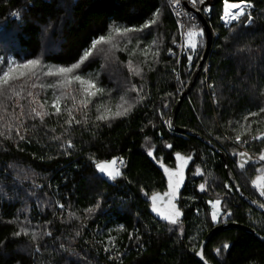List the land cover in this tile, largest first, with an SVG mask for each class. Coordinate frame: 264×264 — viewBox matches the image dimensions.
Instances as JSON below:
<instances>
[{
  "label": "trees",
  "instance_id": "16d2710c",
  "mask_svg": "<svg viewBox=\"0 0 264 264\" xmlns=\"http://www.w3.org/2000/svg\"><path fill=\"white\" fill-rule=\"evenodd\" d=\"M250 3L252 23H244L242 17L241 23L234 22L229 27L219 19L222 0H206L205 5H199L215 36L195 86L181 104L176 125L220 146L239 185L255 198L251 180L256 176L255 169L264 166L258 160L264 141L252 140L247 132L241 140L247 139L249 143L242 146L231 139H216L234 137L244 131L241 124L247 127L254 120L258 122L251 123V135L258 130L264 132V113L244 120L249 112L264 107V0ZM207 5L212 6L210 14L203 12ZM156 9L160 10L159 20L139 34L143 41L139 47L133 39L127 50H115L107 59L93 55L77 70L85 78L92 74L99 87L111 90L110 95L94 98L86 125H73L69 134H65L61 127L67 117L64 112L61 117H45L43 123L38 118L27 119V132L24 128L20 130L25 140H19L15 130L12 139L0 137V264H203L192 249L198 250L216 225L238 223L264 235V217L240 199L221 157L198 139L171 131L165 123L187 87L206 42L204 38L193 54L191 65L185 50L179 63L177 56L168 54L169 48L176 52L173 38L176 43L179 39L169 0H0V55L19 60L41 57L48 65L68 66L79 59L91 38L106 34L110 23L138 27ZM198 25L202 27L201 23ZM153 38L160 49L159 62L153 65L154 70L148 71L141 49ZM118 44L119 48L125 47L123 41ZM156 47L148 50L149 64ZM133 48L135 53L129 55ZM128 60L143 69V78L129 74ZM177 74L184 82L182 87L177 83ZM52 80L42 77L24 84L25 92L30 90L37 99L49 101L48 111H52L53 89H42L40 84ZM130 83L142 85L146 98L127 117L110 121V126L96 121L98 127H94V105L103 103L115 111L116 104L121 103L119 96ZM76 88L75 84L64 91L77 95L78 102ZM135 95L128 93L126 98ZM164 104L170 107L165 108ZM72 105L71 99H63L62 112ZM75 114L80 118L79 112ZM53 136H60L61 140H53ZM67 139H71L74 147L67 148L63 143ZM165 144L173 147L166 148ZM153 145V155L163 158L169 169L177 167L176 152L192 156L185 168L184 184L174 201L183 212L182 235L178 228L152 212L150 201L140 191L142 187L151 196L153 191L163 194L167 190L163 169L147 155ZM234 149L252 157L243 170L232 155ZM113 157L124 161L120 170L124 176L115 181L97 172L92 162ZM197 165L203 176L194 174ZM205 180L206 191L201 192L199 185ZM226 182L232 186L231 192L224 188ZM217 194L222 198V207L232 215L213 224L207 202ZM98 201L100 207L93 213L84 211ZM59 204L65 207L61 209ZM21 226L29 234L37 233L35 242L30 235H13ZM47 232L51 235H46ZM110 237L114 238L111 242ZM225 242L229 249L217 256L214 249L222 248ZM117 253L122 254L118 259ZM204 253L211 264H264V243L241 230L217 233Z\"/></svg>",
  "mask_w": 264,
  "mask_h": 264
},
{
  "label": "snow or ice",
  "instance_id": "6c2138e0",
  "mask_svg": "<svg viewBox=\"0 0 264 264\" xmlns=\"http://www.w3.org/2000/svg\"><path fill=\"white\" fill-rule=\"evenodd\" d=\"M194 8L197 11H200L198 5H205L206 0H189ZM181 0H169V4L175 8H179ZM252 8L250 0H222V11L220 13L219 19L226 26H231L233 23H241V18L244 19V23L251 24L252 16L248 9ZM203 12L210 14L212 12V6L207 5L203 8ZM160 10L156 9L150 19L145 20L141 25L137 26H121L114 23H110L107 26L106 34H101L91 38L89 46L83 50V54L79 59L68 66L61 65H48L42 61L41 57H35L31 59L19 60L13 56L0 55V137H5L6 139H12V132L15 130L16 135L19 137V140H25V135L21 134V128H24V131L27 132L26 120L27 119H39L42 123L45 120V117L56 116L61 117L64 112L67 113V117L63 120L61 127H64L65 134H69V130L73 125L87 124L89 122L88 111L89 105L93 104L94 98L105 95H110L111 90H106L103 87H99L97 81L92 78V74H89L88 78L77 73V70L80 69L81 65L92 57L93 55H103L106 59L108 56L113 53L115 50L125 51L127 50V44H131L133 39L136 41V47H139L143 41L139 39V34L142 33L145 29H150L151 26L156 25L159 20ZM178 17L177 24L180 29H183L181 32L182 43L178 47L184 49V54L187 55V61L189 65L193 60V54L197 53L198 47L202 44L204 37V29L195 23V18L187 13L183 15L187 16L188 24L180 23L179 17L182 15L180 11L175 12ZM16 15V14H14ZM119 41H123L125 44L124 48H119ZM173 44H176V40L173 38ZM156 45V50L152 53L153 61L151 64L148 63L147 54L148 50ZM135 48L129 51V55L135 53ZM168 54L171 56H177L171 48L168 50ZM142 54L145 56L144 63L148 66V71H152L153 65L158 63L160 49L157 45V39L153 40L149 44H145L144 48L141 49ZM177 63H179V57L177 56ZM127 68L130 75L143 78V69L140 66H133V61H127ZM103 67V65L101 66ZM207 71V69H205ZM175 72V69H173ZM98 76V74H96ZM42 77H52L54 82L48 85L43 83L40 84V87L43 89L45 87L52 88V99L50 101V107L52 111H48L47 105L49 101L44 99L41 101L37 99L32 91L25 92L24 84H27L29 81L40 80ZM177 83L182 87L184 82L180 80L179 74L176 75ZM76 84L78 88L74 89L75 92L79 93V99L77 102V95H71L65 93L64 89L69 86ZM35 87V84L32 85ZM210 88H214V85H209ZM56 89H59V94ZM180 91V88H177V92ZM128 93H135L134 97L126 99ZM143 86L138 87L136 84H129L125 88L124 93L119 96L121 103L116 104L115 111L110 107H106L103 103H96L94 105L96 115L93 121V126L98 127L95 123L96 121L104 122L109 124L110 121H113L117 118L127 117L135 107L141 103L146 98V93L143 94ZM213 96L215 92L213 91ZM168 96H172V93H168ZM264 95V93H262ZM71 99L73 101L72 107H65L62 112L61 101L65 98ZM25 101L22 103L21 101ZM163 107H170L169 104H164ZM76 112L80 113V118L76 117ZM261 113H264V107H260L258 112H249L248 115L244 117V120L247 121L248 117H257ZM258 121H252L251 123H257ZM165 123L171 127V121L167 120ZM230 124L232 122H229ZM251 123L245 127L244 124L240 125V128L243 129V132H237L234 137L230 136H217V140H227L231 139L235 144L243 145L248 144L249 140H241V136L244 132H247L252 140L264 141V132L257 131L256 135H251ZM67 126V127H65ZM34 127V125H33ZM6 130V131H5ZM143 129H141L142 131ZM54 131V129H53ZM233 131H236L233 129ZM53 140H61L60 136H53ZM147 139V138H146ZM67 145V148L74 147L71 139H67L63 142ZM63 146V145H62ZM147 150V155L152 157L153 160L163 169L164 175L167 177V190L163 193L152 192L151 196L141 187L140 191L148 198L150 201V207L152 212L156 213L162 220L170 226H174L179 229L181 235L183 234L182 220L180 219L183 216V212L177 204L174 202L177 199L178 192L183 186L185 181V168L188 165L189 161L192 160L191 155L182 156L181 153L176 152L175 158L177 161V167L175 169H169L163 163V158H157L153 155V148ZM166 148L171 149L173 146L171 144H165ZM67 154V152L65 153ZM232 155L236 157L237 166L243 170L245 165L252 160V157L248 155L245 151L233 150ZM90 159H92L90 157ZM259 161H264V148L260 149L258 155ZM95 169L100 174L107 177V179L115 181L117 178L124 176V173L120 171V168L116 167L117 163L121 166L124 165V161L121 157H113L111 160L105 161H92ZM256 176L251 180L252 186L259 191L261 196H264V166L255 169ZM196 175H204L201 171L199 165L195 168ZM211 175V173H208ZM207 180L204 183L199 185V190L201 192L206 191ZM228 192L232 191V186L227 182L223 185ZM237 190L238 187H237ZM255 202V201H254ZM211 206V222L213 224H219L223 221L225 217H231L232 213L230 210L222 207V198L219 194L216 195L215 199L209 200L207 202ZM59 208L63 209L65 206L63 204L58 205ZM100 207L99 201L90 208L85 209L86 213H93L96 209ZM260 208H264V204L259 205ZM69 215H75L74 213H69ZM13 221H9L12 223ZM120 229H123V226H120ZM171 230V228L169 229ZM21 234L25 236L30 235V239L35 242L37 239V233L32 232L29 234V231L26 227L21 226L18 231L14 232L15 237H19ZM46 235H51L50 232L45 233ZM79 235V233H77ZM129 238H132V234L129 233ZM137 240L139 236L135 237ZM113 237H110V242L113 240ZM194 239V238H193ZM229 249V244L227 242L223 243L222 248L217 247L214 249V252L217 256L221 255L222 251H227ZM39 251V248L36 249ZM106 252L109 251L108 248L104 249ZM195 256L199 258L203 264H209V261L205 257L204 253V244L199 245V250L193 248ZM121 253H117L116 258L118 259ZM112 259V257H110Z\"/></svg>",
  "mask_w": 264,
  "mask_h": 264
},
{
  "label": "water",
  "instance_id": "95a60500",
  "mask_svg": "<svg viewBox=\"0 0 264 264\" xmlns=\"http://www.w3.org/2000/svg\"><path fill=\"white\" fill-rule=\"evenodd\" d=\"M195 15L198 18L199 22L201 23L202 28L204 29L205 40H206L205 49H204V52H203V55H202L200 61L198 62L197 66L195 68V71H194L190 81L187 84V87L181 93L176 105L174 106L173 110L171 111L169 120L172 123H171V127H169V129L171 131H173V132L186 134L188 136H191V137H194V138L198 139L199 141H201L205 145H207L216 154H218L221 157L222 161H223V165H224L226 174L228 176V179H229L231 185L233 186L235 192L240 197V199L245 204H247L249 207H251L255 211L259 212L260 214L264 215V208H260L259 207L260 203L257 202L256 200H254L252 197H250L242 189V187L239 185V183L236 180V177H235V175H234V173H233V171H232V169L230 167V163H229V160H228L226 152L220 146L214 144L213 142H211L207 138L203 137L202 135L197 134V133H195L193 131H190V130L178 128L177 125H176V118H177L179 109L181 107V104L184 101V99L193 90V88L195 86V83H196V81H197V79H198V77L200 75V72H201V70L203 68V65L206 62V60L208 59L209 55H210V51H211V47H212L213 39H214L213 32H212L211 27H210L208 21L206 20L205 16L201 12H195ZM237 187H238L239 190H237ZM225 230H241V231H244V232H248V233L254 235L260 242L264 243V235L263 236L259 235L256 231H254L250 227L242 225V224H238V223H224V224H220V225L214 226L207 233V235L205 236L204 240L202 241V243L204 244V250H205V247L207 246V244L209 243V241L211 240V238L213 236H215L217 233L225 231ZM197 259L199 260L198 257H197ZM200 262L203 263L202 261H200ZM209 264H211V263H209Z\"/></svg>",
  "mask_w": 264,
  "mask_h": 264
},
{
  "label": "built area",
  "instance_id": "2783aa9c",
  "mask_svg": "<svg viewBox=\"0 0 264 264\" xmlns=\"http://www.w3.org/2000/svg\"><path fill=\"white\" fill-rule=\"evenodd\" d=\"M198 7L200 8L199 5H198ZM169 11H170V14H171L172 18L175 20L176 24H177V20H178V17L175 14L176 11H180L182 13V15L179 17L180 23L185 24L186 26L189 23L188 20H187V16L183 15V13H187V14L191 15L192 17H194L196 24H199L200 23L199 20H198V18L195 15V12H201L202 13V10L200 8V11H197V9L192 6V4L189 2V0H181L180 6H179L178 9L169 4ZM177 29H178V33H179V39H178V42L175 44V47H176V52L175 53L179 57V62H180L181 56H182V53H183V50L184 49L178 47V45H180L182 43V40H181V32L183 31V29H180L178 27V24H177ZM213 35L215 36L214 33H213ZM204 38H205V34H204L203 39ZM116 167L120 168V170H121V167L122 166L119 163H117Z\"/></svg>",
  "mask_w": 264,
  "mask_h": 264
},
{
  "label": "flooded vegetation",
  "instance_id": "af4514ba",
  "mask_svg": "<svg viewBox=\"0 0 264 264\" xmlns=\"http://www.w3.org/2000/svg\"><path fill=\"white\" fill-rule=\"evenodd\" d=\"M260 163L264 165L263 161H260ZM254 197H255V198H253L254 200L259 202L260 204H264V196H261L259 191L256 190V195ZM262 216L264 217V215H262Z\"/></svg>",
  "mask_w": 264,
  "mask_h": 264
},
{
  "label": "rangeland",
  "instance_id": "374dc122",
  "mask_svg": "<svg viewBox=\"0 0 264 264\" xmlns=\"http://www.w3.org/2000/svg\"><path fill=\"white\" fill-rule=\"evenodd\" d=\"M253 8V7H252ZM252 8H250V9H248L247 11H250ZM199 48V47H198ZM54 82V80H52V81H50V82H45L44 84L45 85H48V84H50V83H53ZM73 85H75V84H73ZM78 86V85H77ZM47 88V87H46ZM59 90V89H58ZM58 90H57V92H58ZM65 90V89H64ZM127 99V98H126ZM121 102V101H120ZM104 105H106V104H104ZM116 110V109H115ZM257 141V140H256ZM104 176V175H103ZM107 178V177H106ZM209 207H210V213L209 214H211V206L209 205ZM210 216V219H211V215H209Z\"/></svg>",
  "mask_w": 264,
  "mask_h": 264
}]
</instances>
